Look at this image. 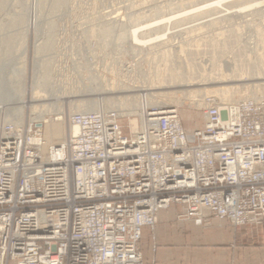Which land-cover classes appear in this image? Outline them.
Masks as SVG:
<instances>
[{
  "label": "built area",
  "instance_id": "obj_1",
  "mask_svg": "<svg viewBox=\"0 0 264 264\" xmlns=\"http://www.w3.org/2000/svg\"><path fill=\"white\" fill-rule=\"evenodd\" d=\"M201 128L176 107L69 112L44 157L41 128L0 122V264H138L144 227L180 205L203 223L264 220V96H206Z\"/></svg>",
  "mask_w": 264,
  "mask_h": 264
},
{
  "label": "rangeland",
  "instance_id": "obj_2",
  "mask_svg": "<svg viewBox=\"0 0 264 264\" xmlns=\"http://www.w3.org/2000/svg\"><path fill=\"white\" fill-rule=\"evenodd\" d=\"M2 1L4 2L2 3ZM55 1L0 0V77L5 81L2 88L8 89L7 91L15 96L19 92V82L21 81L23 82L22 96H24L26 101L30 100L32 97L33 79L40 67H36V64L37 61L39 63L40 58L44 57L49 60L51 65L50 73H52V77L50 82H53V80L60 81L67 87L76 84L85 86L88 83L97 82L101 85L107 83L108 87L114 85L115 88L126 86L129 87L128 91L146 87L154 89V92L169 91V94L159 98L149 94L148 97L143 91H130L125 94L137 96L136 101H140L138 102L141 106V112L144 109H152L158 105L154 104L157 102L161 103L159 105H165V108L176 107L183 127L188 130L201 128L203 125L202 105L198 106L192 100L198 98L199 94L203 92L199 93L196 91L190 95L185 92L183 87H174V84L171 85L170 83L171 74L177 70L185 69L187 61L189 62L190 76L194 77L193 80L198 79L199 74L200 76L207 75L209 70L208 56L218 66L220 59L226 53L234 56L240 52L243 34L250 33L249 28L259 30V32L264 31V0L262 5H256L249 9V12L246 11L245 16L240 14L222 16L223 18L221 13H216L213 5H206L211 0H64L63 4L59 6L55 5ZM254 1L259 0H226L224 4L235 10ZM187 5H192L191 8H193L192 11L190 10L191 12L189 11L190 15L187 12L189 8H184ZM182 8L186 10L184 13L186 15L184 16L185 19L182 20L183 16H180L167 21V17L172 16L177 10L179 11ZM29 12L34 14L36 19L35 26L25 27L23 25L24 22L23 24H18L16 21L18 17H25ZM199 17L209 19L212 24L208 23L205 26L194 27V29L186 28L199 22V20H195V18ZM163 18H165L163 22L159 21L152 25V22ZM189 21L194 23H189ZM10 22L12 23L11 25H9ZM148 23H151V25H148ZM44 24L46 25L44 26ZM184 27L186 30H184ZM22 28L23 31H21ZM105 29L110 32L111 36L103 37L101 35V31ZM132 30H137L136 33L140 41L134 42L128 37ZM162 34L164 35L154 38ZM49 35L50 37H48ZM145 40L147 41L142 43ZM22 42L24 43L22 44ZM37 47L38 49H36ZM41 47L44 51L39 52ZM233 47L238 48V51H235L236 54L231 51L234 49ZM177 55L181 57L180 61L177 59ZM238 55L241 56V52ZM22 67L24 68V74L21 78L18 70ZM202 72L204 73L202 74ZM90 77H92L91 80L88 79ZM93 77H99V79L95 80ZM159 79H161V82L163 80V82H158L160 81ZM160 83L164 84L160 86ZM257 83L259 81H256V83L255 81H248L244 83L245 86H240L238 83L228 84V86H239L237 94H231L233 99L251 94L259 97L264 96V88L261 86L253 87V84L256 85ZM215 86L219 87L220 85H214V87L206 85L205 88H216ZM223 86H227V84ZM193 88L198 87L186 88V91ZM116 90L118 89L116 88ZM69 91L64 90V92L59 93L62 97L59 105H61L63 114L62 126L64 134L67 130L66 116L69 112L75 110L72 109L73 101L87 98L69 97ZM220 92L215 91L208 95H216L215 97L221 100L230 98L226 96L227 92H222V94ZM84 94H87V92ZM102 104L106 109H114L110 104ZM1 106L3 105L1 104ZM53 107L56 108L58 106L51 105L48 109H53ZM130 107H126L120 113L118 112L125 133L132 128V119L137 121V128L140 126L139 112H132L133 110ZM3 108L5 107L0 109V122L7 123ZM23 110V120L19 125L20 127L26 129V126L33 122L38 127L44 125L42 121L32 120V109L30 106L26 105ZM55 112V110H51L50 114L45 116L44 119L52 118V116H55L52 115ZM41 131L43 133V130ZM263 221L242 226H257ZM199 224L205 227L229 228L234 231L238 227H242H232L214 217H209L208 220ZM155 225L153 228L146 227L149 229L147 236L142 234L139 242L141 254L142 252H153L155 248L153 246ZM141 262L138 264H141Z\"/></svg>",
  "mask_w": 264,
  "mask_h": 264
},
{
  "label": "bare ground",
  "instance_id": "obj_3",
  "mask_svg": "<svg viewBox=\"0 0 264 264\" xmlns=\"http://www.w3.org/2000/svg\"><path fill=\"white\" fill-rule=\"evenodd\" d=\"M225 1L226 0H211V2L206 4V5H213L214 10L216 11V13L217 12L221 13V17L222 16L224 17V16H229V15H240V14H243L245 16V13L249 12L248 11L249 9H251L252 7H254L256 5H262L263 4V0L254 1V2L249 3V4L247 2L248 5L245 4L246 6L239 7L237 9H235V10L234 9L232 10V9H230V7H228L226 4H224ZM3 2L4 1H2V3ZM63 2H64V0H56L55 1V5L59 6V5L63 4ZM38 6H40V5L38 4ZM53 7H55V6H53ZM191 7H192V5H187L184 8H189L188 11H187L189 13V11L190 10L192 11V9H193ZM184 8L179 9V11L177 10V12L175 14H173L172 16L167 17L166 18L167 21H169V19H171V18H179L180 16H183V17L186 16V15H184V13L186 12V10ZM47 13H46V15H47ZM203 13H204V11H203ZM189 15H190V13H189ZM199 15H201V14L199 13ZM183 17L181 18L182 20L185 19V17L184 18ZM164 19L165 18H163L161 20L158 19L157 21L152 22V25L155 24L156 22H159V21L163 22ZM217 19H215V20H217ZM195 20H199V22H197V23H195L193 25H190V26H188L186 28H193L194 29V27L198 28L199 26H205L208 23H211L209 19H205L204 17H199L197 19L195 18ZM215 20H213V21H215ZM16 21H17L18 24L19 23L23 24V22H24L23 25L25 27H33V26H35L36 19L34 18V14L32 12H29L28 14H26L25 17H22V16L18 17V19ZM190 22L191 21H189V23ZM11 24L12 23L10 22L9 25H11ZM45 25L46 24H44V26ZM148 25H151V23H148ZM23 28H22L21 31H23ZM186 28L184 27V30H186ZM249 30H250V33L243 34L244 36H243V39L241 41V44H242L241 47L242 48L240 49L241 56L238 55V54H240V52L237 55H234V56L233 55H228L225 52L226 55L222 59H220V64L218 66L215 64V62H213V59L210 56H208L209 57L207 59V61L209 62L208 63L209 64L208 74L207 75L205 74V75H202V76H200V74H199V78L196 77L198 79H195V80H193L194 77H192V75L190 76V73H189V62L186 61V68L185 69H183L181 71L177 70L176 72L171 74V77H170L171 85L174 84V87H177V88L183 87L185 92L189 93L190 95L193 92H196V91H198L199 93L203 92L202 94H199V97L196 98V99H192V97H191V99L194 100L195 103L198 106L203 105L204 104L203 102H205L204 101L205 97L209 93H213L215 91H217V92L221 91L220 92L221 94H222V92H227L228 93L226 96H228L230 98L223 99V101L234 100L233 97L231 96V94L232 93H236L237 94L239 86H234V85L228 86V84H236V83H238V85H240V86H242V85L245 86L244 83H246L248 81H253V82L255 81V83H256V81H259V83H257L256 85L253 84V87L261 86L262 88H264V82H260V81H264V31L259 32V30H256V29L253 30L251 28H249ZM101 32H102L101 35L103 37H107L108 35L111 36L110 32L108 30H106V29L102 30ZM136 32H137V30H132V31H130V33L128 35V37L131 40H133L134 42L140 41L138 39V35H137ZM163 35L164 34L158 35V36H155L154 38L156 39V38H158L160 36H163ZM48 37H50V35ZM23 38H25V37L23 36ZM151 39H153V38H151ZM146 41L147 40L142 41V43H144ZM238 42H240V41H238ZM23 43L24 42H22V44ZM237 43H235V44H237ZM0 48H1V46H0ZM233 48L235 50L233 49L231 51H233L234 53H235V51H238V48H235V47H233ZM36 49H38V47ZM44 49H45V47H44ZM42 50L43 49L41 47V49H39V52H41ZM231 51H230V53H231ZM219 52H221V51H219ZM3 53H4V51H3ZM6 55H8V54L6 53ZM222 55H224V54H222ZM180 58L181 57L179 55H177V59H179V61L181 60ZM37 66H40V67L38 68L37 74L35 75V77L33 79V83H32V97L28 101H26L24 96H22L23 95V82H21V81L19 82V88H18L19 92H18V94H16L14 96V95H11L7 91L8 89L2 88L4 83H5V81H3V79H1V77H0V109L2 107H5L3 109L5 111V120L7 121V123L15 124V126L17 125L18 127H20L19 125H20V123L23 120V114H24V110L23 109H24V107L26 105L30 106V108L32 109L31 110L32 111V120L42 121L44 123V125L40 127L41 130H43L42 136H43V139H44V143H43V145L40 148V152H41V154L44 157H46V155H47V150H48L49 145L56 144V143H61V141H63V139H64V132H63V126H62L63 125V116H62L63 114H62V111H61V105H59V102L62 101V97L59 95L60 92H64V90H70L69 91V94H70L69 97H87V98H84V99H75L73 101L74 105H73L72 109L73 110L75 109L74 110L75 112L83 113V112H88V111L89 112L97 111V110H100L102 108L106 109V107L103 106V104H102V103H106L107 105L110 104L114 108L113 110H117V112L120 113V112L124 111L126 109V107H130V105H131L130 108L133 110L132 112H134V111L135 112L136 111L139 112V117L140 118L142 117V112H141L142 110H141V106L139 104L140 101L139 100H138L139 102L136 101V97L137 96L134 97L135 95L125 94L126 92L143 91L147 95L149 94V95H151L153 97H158V98L160 96L163 97L166 94L170 93L169 91L168 92H164V91L154 92V89L152 90L151 88H147V87L144 88V89L143 88H140V89H136L135 88L134 90L128 91L127 89L129 87L120 86V87H116L118 89V90H116L114 85L113 86L110 85L108 87L107 83L104 84V85L103 84L101 85L100 83H97V82H92L91 84L88 83L85 86H81L79 84H76V85H72L70 87H67V86H64L60 81L57 82V81L53 80L54 83L50 82V79L52 77L51 76L52 73H50V66L51 65H50L48 59H45L44 57L40 58L39 63L37 61L36 67ZM216 66L219 67V68H217ZM18 73L20 74V76L22 78V76L24 74V68L22 67L21 69H19ZM203 73L204 72H202V74ZM1 74H2V72H1ZM88 79L91 80L92 77H90ZM93 79L96 80V79H99V77H93ZM161 79H159L160 81H158V82H161ZM162 82H163V80H162ZM161 83H160V86L164 84V83L163 84H161ZM225 84H227L228 87L227 86H223ZM206 85H210V86H213V87H214V85H220V86L219 87L215 86L216 88H205ZM246 85L248 86V84H246ZM190 87H198V88L188 89L186 91V88H190ZM160 88L162 89V87H160ZM85 92H87V94H84ZM185 92H184V94H185ZM67 93H68V91H67ZM62 94H64V93H62ZM149 95H148V97H149ZM226 96H224V97H226ZM148 97H147V99H148ZM235 97H237V96H235ZM247 97H259V96H254L253 94L247 95V96H242V97L240 96V98H247ZM131 98H133V99H131ZM154 99H156V98H154ZM1 104L3 106H1ZM9 104L10 105L13 104L14 106H10ZM154 104H158V105H156L155 107L152 108L154 110L160 111V110H163L166 107L165 105H159V104H161L160 102H157V103H154ZM162 104H164V103H162ZM51 105L52 106L55 105V106H58V107H56V108L53 107V109H48L49 106H51ZM51 110H55L56 111L55 113L52 114V115H55V116H52V118L50 117L49 119L45 120L44 119L45 116L49 115ZM141 121H142V119H140V123H141ZM137 125H138L137 121L135 119H132L131 120V126H132V130L133 131H135L137 129Z\"/></svg>",
  "mask_w": 264,
  "mask_h": 264
},
{
  "label": "crops",
  "instance_id": "obj_4",
  "mask_svg": "<svg viewBox=\"0 0 264 264\" xmlns=\"http://www.w3.org/2000/svg\"><path fill=\"white\" fill-rule=\"evenodd\" d=\"M153 246V252H142L141 264H264V221L236 231L205 227L171 204L158 213Z\"/></svg>",
  "mask_w": 264,
  "mask_h": 264
}]
</instances>
